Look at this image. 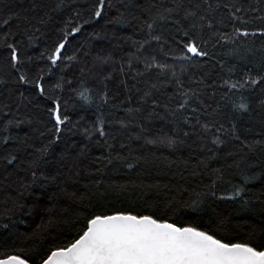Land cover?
Returning <instances> with one entry per match:
<instances>
[{"label":"snow or ice","instance_id":"1","mask_svg":"<svg viewBox=\"0 0 264 264\" xmlns=\"http://www.w3.org/2000/svg\"><path fill=\"white\" fill-rule=\"evenodd\" d=\"M108 25L131 33L119 38L128 51L113 46L123 53L118 60L93 44L108 38ZM86 26L93 31L85 34ZM204 58L215 61L212 70L189 75L186 86L184 74ZM144 119L170 131L146 135ZM254 124L259 131L249 139L243 133ZM141 140L172 152L195 144L198 152L179 163L201 177L197 190L183 199L187 189L177 188L161 199L159 184L114 181L111 173L139 179L138 169L155 163L133 147ZM0 171L15 178V195L0 211V264H264V0H90L82 7L0 0ZM82 173L90 178L84 191L67 193L82 208L19 231L24 221L14 217L31 216L42 197L52 200L50 186L66 193L61 185ZM257 181L254 192L249 185ZM131 191L139 192L135 200L122 198ZM220 203L228 207L218 210ZM182 209L197 215L185 220Z\"/></svg>","mask_w":264,"mask_h":264},{"label":"trees","instance_id":"2","mask_svg":"<svg viewBox=\"0 0 264 264\" xmlns=\"http://www.w3.org/2000/svg\"><path fill=\"white\" fill-rule=\"evenodd\" d=\"M31 2V0H24V5L27 6L29 5ZM37 3L40 2V0H36ZM44 2L46 3H52L54 2V0H44ZM65 3H71L74 7L75 6H86L90 0H64ZM245 6L247 5H253V6H259V0H243ZM37 15L40 14V10L37 9L36 12ZM255 15H260V13H251L250 16H255ZM65 18L66 14H65ZM248 18V17H246ZM104 23L103 20L100 21L99 24L95 25V30L96 31H100V25H102ZM256 25L260 24V21L257 20L255 21ZM93 31V26H86L85 27V34L87 32H91ZM224 31L226 32H231V25H228V27H226L224 29ZM107 32H108V38L107 39H103V40H99V41H93V44L95 46L96 49L99 48H103L105 51L107 52H112L113 55L117 58L123 55V53L119 50V48H114V45H117L118 43L120 44V47H122L124 49V51H128V47L127 45H124L122 42L119 41V38L123 35H129L131 34L130 31L128 29L123 28L122 26H118V25H108L107 26ZM103 35V33H101ZM115 34V35H113ZM255 46L257 49H259L260 47V39L259 38H255ZM226 47H230V45H225ZM225 48H221V47H217L216 48V52L217 53H222ZM71 50V47H70ZM209 50L212 51L211 46L209 47ZM227 59L226 57H221L220 55H217V59ZM160 59H165L164 57H160ZM206 58L202 59L200 61L201 64H203V67H199V68H195V69H191L188 73L184 74V80H185V85H188V76L189 75H193L195 76L196 79H199L204 71H211V64H214L215 61H207V63H205ZM168 62L171 63V59L168 58ZM231 63V61H230ZM177 68L179 69V64L177 65ZM127 70V69H126ZM216 72H219L220 69L217 66V68L215 69ZM222 75H224L225 73H221ZM131 75V74H130ZM121 77L119 75H117L116 80L118 81ZM124 79L128 80L129 85H131L133 83V81L130 79L129 77H124ZM137 80H142V78L137 77ZM193 87H195V85H192ZM137 87L140 88H144L143 83H139L137 84ZM167 91H171V86H166ZM121 94L119 99H125V92L123 90V88H121L120 90ZM138 93H136V90L133 89L132 91V104L135 105L137 104V97H138ZM159 93H156V96H159ZM145 117H147V110H148V106L145 105ZM33 115L34 117L37 118H43L42 114L39 110H34L33 111ZM75 118V117H74ZM248 121V117L245 116L241 121V125H244L246 122ZM142 123L144 124V126L149 130L146 135H151L153 132H155L156 130L160 129L161 127H164L165 131H170L169 127H166L164 125V122L156 120V119H144L142 121ZM181 127H184L183 125H181ZM16 131V130H13ZM259 131V125L258 124H254L253 127V133L249 134V133H243V129H242V133L245 135H249V139H252L253 134ZM182 136V133H181ZM195 137H193L192 139H190L188 141V143H192V140H194ZM256 139H259V137H256ZM196 143L198 144L199 141H196ZM141 145H143V141H139L134 143L133 147L138 149V153L139 154H144L146 155L149 160H154L155 159V163H150L146 166H144L142 169H138V171H140L142 174L139 177V179H137L136 176V172H131L128 173L127 176H122V175H118L116 173H111V178L114 181L117 182H124L128 179H134L137 180V182H139V180H143V182L145 184H159L160 185V198L164 199L165 197L167 198H171L173 195H175V189L177 188H181V189H187L186 192H184L183 195V199H187L189 193L193 192L194 190H197V185L199 184L201 177L199 176H192L191 175V165L188 168V171L185 172L184 171V166L183 164L179 163L180 160L182 159H186L188 158L190 153H193L194 149L198 152V149H196V145L194 144L192 148L189 147H180L176 152H172L169 149L166 148H162V147H158V146H153V145H144L143 147H141ZM229 147H231V145H229ZM226 149L222 148V152L225 151ZM101 150H97L96 152H94L95 154H98V152ZM153 153L155 154V156H153ZM200 156H203V153L199 154ZM259 155V153H257V155H253L250 158L252 160H256L257 156ZM163 157H167L168 161H177V163H173V164H168L167 162H165L163 160ZM159 158V159H156ZM197 156L193 155V163L195 162ZM229 162H231V159H229ZM212 167H219V162H213L212 163ZM123 171V170H122ZM183 175V179H181V176ZM227 173H226V178H227ZM14 177H9V179L6 181L4 179V173L2 171H0V211L3 210V201L5 199V197L7 195H15V192L13 191V187H9V185L12 183V181L14 180ZM89 177L85 176L83 173L81 174V177L79 178V182H69L67 185L62 184L61 187H66L67 192L66 193H60L59 190L55 187V186H50L48 189V194L50 196H52V200L48 201L47 197H42L41 198V204L42 206L37 208L36 211L31 215H23V214H18L17 217H14V219H18V220H23L24 223L22 224H18V229L21 232H32L33 230H35L37 228V225H39L41 223V220H47L49 218V215L52 216L53 219H57V220H63L65 218L66 215H71V213L78 209V208H82L81 205L75 204L72 200L68 199L67 193L73 192L75 191L77 193V195H79L80 193H82L84 191V187L83 185L89 182ZM234 180H238V177H234ZM261 181H257L254 185H249L250 188L253 189L254 192L258 191L261 188ZM164 185H167L168 188H164ZM228 185H222V187L226 188ZM169 189H172V191H169ZM219 194V193H218ZM139 195L138 191H131L129 193H125L124 197L122 198H130L135 200L136 197ZM154 195V193L150 192L148 193L146 198H151ZM178 199H180V197H178ZM28 203L31 204L32 200L28 199ZM228 205L226 203H220L219 204V209H225L227 208ZM50 209V212L48 211ZM64 209H68V213H64L63 210ZM181 214H183V218L185 220H190L193 217H195L197 214L196 213H191L189 211L186 210H181ZM179 215L176 217V219H179ZM234 219H239V217H234ZM205 220H207V215H205ZM203 226V225H202ZM60 227H64L63 224L60 225ZM51 235H49L46 239L48 241H51L52 238L54 236L57 235L58 229L53 228L49 230ZM63 240V237H61V241ZM59 242V241H58Z\"/></svg>","mask_w":264,"mask_h":264}]
</instances>
